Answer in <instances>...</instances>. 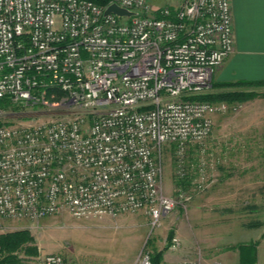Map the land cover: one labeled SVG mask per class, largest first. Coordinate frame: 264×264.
Here are the masks:
<instances>
[{
    "label": "built area",
    "instance_id": "obj_1",
    "mask_svg": "<svg viewBox=\"0 0 264 264\" xmlns=\"http://www.w3.org/2000/svg\"><path fill=\"white\" fill-rule=\"evenodd\" d=\"M233 48L230 0H0V220L143 211L158 225L176 201L155 148L209 135L228 104L198 96ZM35 105L60 116L14 123Z\"/></svg>",
    "mask_w": 264,
    "mask_h": 264
},
{
    "label": "rangeland",
    "instance_id": "obj_2",
    "mask_svg": "<svg viewBox=\"0 0 264 264\" xmlns=\"http://www.w3.org/2000/svg\"><path fill=\"white\" fill-rule=\"evenodd\" d=\"M177 1L149 0L154 6ZM216 83L212 78L198 97L216 93ZM243 89L262 91L241 102L225 101L228 107L214 115L203 140L188 143L183 152L175 143L155 148L163 189L176 201L158 225L143 211L2 219L0 235H28L13 251L0 249V260L9 256L2 264H39L49 252L61 254L65 264H132L142 254L159 255L161 264H239V245L250 242L256 244V264H264V85ZM59 116L35 105L14 123ZM174 237L178 244L172 246Z\"/></svg>",
    "mask_w": 264,
    "mask_h": 264
},
{
    "label": "crops",
    "instance_id": "obj_3",
    "mask_svg": "<svg viewBox=\"0 0 264 264\" xmlns=\"http://www.w3.org/2000/svg\"><path fill=\"white\" fill-rule=\"evenodd\" d=\"M230 3L234 48L212 78L218 83L264 82V0Z\"/></svg>",
    "mask_w": 264,
    "mask_h": 264
},
{
    "label": "trees",
    "instance_id": "obj_4",
    "mask_svg": "<svg viewBox=\"0 0 264 264\" xmlns=\"http://www.w3.org/2000/svg\"><path fill=\"white\" fill-rule=\"evenodd\" d=\"M97 5L104 6L109 0H90ZM264 85V82H217L215 84L216 93L208 94L207 96L199 97L200 99H207L208 101L218 102H241L249 99L259 92L254 90H245V87H255ZM28 235L26 230L14 231L8 234L0 235V249L11 252L15 248L19 247L26 239ZM240 259L239 264H256V244L253 242L244 243L239 245ZM9 256L0 260V264L7 261ZM152 264H161L160 256L156 255L151 258Z\"/></svg>",
    "mask_w": 264,
    "mask_h": 264
},
{
    "label": "water",
    "instance_id": "obj_5",
    "mask_svg": "<svg viewBox=\"0 0 264 264\" xmlns=\"http://www.w3.org/2000/svg\"><path fill=\"white\" fill-rule=\"evenodd\" d=\"M104 13H114L118 16H123V15H130L131 12L128 11L127 9L125 8H122L120 6H118L117 4L115 3H111L109 4L106 8H105V11Z\"/></svg>",
    "mask_w": 264,
    "mask_h": 264
}]
</instances>
